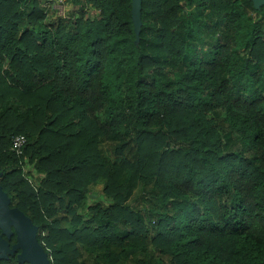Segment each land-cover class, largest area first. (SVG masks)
<instances>
[{
	"label": "trees",
	"instance_id": "obj_1",
	"mask_svg": "<svg viewBox=\"0 0 264 264\" xmlns=\"http://www.w3.org/2000/svg\"><path fill=\"white\" fill-rule=\"evenodd\" d=\"M54 1L0 0V186L50 264H264V4Z\"/></svg>",
	"mask_w": 264,
	"mask_h": 264
},
{
	"label": "water",
	"instance_id": "obj_2",
	"mask_svg": "<svg viewBox=\"0 0 264 264\" xmlns=\"http://www.w3.org/2000/svg\"><path fill=\"white\" fill-rule=\"evenodd\" d=\"M252 1L255 7L264 4V0ZM140 10L141 0H132L131 13L137 35L141 26ZM9 204V198L0 186V258H6L7 254H12L19 248L21 249L18 254L20 262L50 264L45 250L36 239L37 227L23 211L17 207H10ZM13 233L16 234V243L10 247L9 239Z\"/></svg>",
	"mask_w": 264,
	"mask_h": 264
},
{
	"label": "rangeland",
	"instance_id": "obj_3",
	"mask_svg": "<svg viewBox=\"0 0 264 264\" xmlns=\"http://www.w3.org/2000/svg\"><path fill=\"white\" fill-rule=\"evenodd\" d=\"M83 0H70V1H54L51 4V9L55 10L57 15H61L63 17H73L76 11L79 10V8L82 6ZM64 7V10H62ZM88 9V16L93 17L96 16V12L93 10ZM27 168V166H26Z\"/></svg>",
	"mask_w": 264,
	"mask_h": 264
},
{
	"label": "built area",
	"instance_id": "obj_4",
	"mask_svg": "<svg viewBox=\"0 0 264 264\" xmlns=\"http://www.w3.org/2000/svg\"><path fill=\"white\" fill-rule=\"evenodd\" d=\"M57 1L62 2L64 0H57ZM62 10H64V7ZM25 144H26V137L23 134H16L12 137L11 149L17 154H22L23 147L25 146Z\"/></svg>",
	"mask_w": 264,
	"mask_h": 264
}]
</instances>
